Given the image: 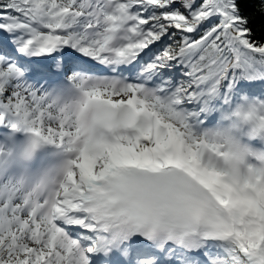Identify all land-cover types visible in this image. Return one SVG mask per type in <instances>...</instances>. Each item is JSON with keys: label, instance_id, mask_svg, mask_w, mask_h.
<instances>
[{"label": "snow or ice", "instance_id": "obj_1", "mask_svg": "<svg viewBox=\"0 0 264 264\" xmlns=\"http://www.w3.org/2000/svg\"><path fill=\"white\" fill-rule=\"evenodd\" d=\"M0 264H264V0H0Z\"/></svg>", "mask_w": 264, "mask_h": 264}]
</instances>
